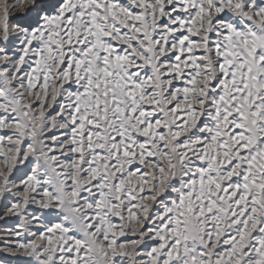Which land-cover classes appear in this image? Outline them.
<instances>
[{
    "label": "snow or ice",
    "instance_id": "obj_1",
    "mask_svg": "<svg viewBox=\"0 0 264 264\" xmlns=\"http://www.w3.org/2000/svg\"><path fill=\"white\" fill-rule=\"evenodd\" d=\"M0 264H264V0H0Z\"/></svg>",
    "mask_w": 264,
    "mask_h": 264
}]
</instances>
